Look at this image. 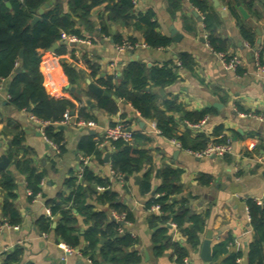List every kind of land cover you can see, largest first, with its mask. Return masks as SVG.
<instances>
[{
  "label": "crops",
  "instance_id": "obj_1",
  "mask_svg": "<svg viewBox=\"0 0 264 264\" xmlns=\"http://www.w3.org/2000/svg\"><path fill=\"white\" fill-rule=\"evenodd\" d=\"M62 1L67 11L68 0ZM208 2L214 18L210 29L205 27L203 13L191 0H180L177 9H171L170 0H135L136 11L150 10L154 13L160 31L171 38V44L167 47H150L145 42L142 26L134 25L136 19L132 20L130 25L108 20L104 5L93 9L91 26L77 23L76 26L83 35L77 36V41L69 40V35L72 34L62 33V39L58 40L60 45L67 44L69 51L74 50L77 57L90 58L98 64L99 69L96 76L92 75L90 68L84 69L73 85L87 91L96 103V106L91 108L83 97L74 91L96 116L97 126L77 127L73 118L63 124L64 150L60 153H56L44 136L38 134L36 124L30 119V110L17 109L7 103L6 83H2L0 160L7 157L10 162L6 168L0 169L10 170L15 178V205L21 212L23 221L18 229L0 230V263L4 261L5 252L21 244L25 250L23 264H95L79 249L64 258V250L54 232H45L46 235H43V231L36 224L40 217L47 215L46 201L57 198L62 191L67 193L69 188L65 186V180L77 174L82 166L86 165L95 175L110 177L112 190L118 193L119 201L126 206L127 211L117 214L111 210L109 202L100 203L91 197L87 199L96 210L106 211L111 218L115 214L125 215V218L129 215L126 218L129 222H124L123 227L135 238L132 249L141 256L140 262L136 264H179L185 259L192 264H202L201 250L208 235L211 236L214 262L227 264L229 257L237 255V264H264V223L259 226L253 224L248 204L249 199L254 200L255 197L264 195V164L259 161V157H264V72L257 71L254 57L249 56V53L257 50L264 65V0ZM238 3L249 13L248 19L242 16ZM194 10L202 20L194 14ZM241 25L255 32L254 46L243 38ZM172 28L182 34L180 41L172 39ZM209 38L213 40L212 45ZM258 38H261L260 44L257 43ZM67 41L73 44H68ZM125 41L137 42L139 45L132 49H119L118 46ZM216 46L219 48L215 49ZM217 52L238 54L243 58V63L236 70L227 69ZM182 57L191 68L183 64ZM178 61L181 62L180 65ZM132 62H140L148 68L164 63L176 65L181 77L165 88H153L158 94L155 107L163 109L164 101L173 99L184 110L206 111L198 123L183 118L182 111L170 112L177 120L176 133L183 135L189 131L192 138L204 133L209 139L217 140L221 139L220 135L226 134L232 139L233 154L227 158L197 156L183 147L179 140L159 132L157 124L156 128L153 125L156 121L144 117L124 97L111 95L118 106L116 113L99 107L97 99L104 94L96 95L90 83L103 88L105 93V87L97 82V79L113 76V82L118 84L124 81L123 72ZM17 67L20 71L23 70L22 65ZM52 76V90H55L60 82H68L61 69H54ZM216 103L219 105L215 106ZM203 119H206L204 124L195 126ZM121 121L128 122L134 132L140 133L133 139L132 144L145 149L152 158L151 163L145 164L140 171L128 178L124 174L123 181L111 176V160L115 146L112 142L101 139L106 126ZM217 128L221 129L220 135L215 133ZM87 137L99 142V154H87L79 148L81 141ZM252 142L256 143V149L246 153ZM11 150L13 157L9 158ZM107 152L111 153L108 162L105 161ZM17 159L30 160L32 166L44 172L40 195L31 197V190L27 188V174L16 165ZM167 166L182 170V190L177 198H185L192 212L206 214L205 228L200 233V243L195 247L187 241L176 223V227L169 223L167 235L186 252L181 259L175 245L169 244L160 254H157L155 249L154 235L163 228V224L153 222L157 211L152 210L149 203L158 194L162 183L161 170ZM149 168L153 170L152 188L150 192H145L141 183ZM137 176L139 179H136ZM155 186L156 194L152 195ZM2 194L0 190V195ZM52 218L54 226L58 217L53 215ZM79 220L81 232L92 224V221H85L83 217H79ZM98 264L110 263L100 261Z\"/></svg>",
  "mask_w": 264,
  "mask_h": 264
},
{
  "label": "trees",
  "instance_id": "obj_2",
  "mask_svg": "<svg viewBox=\"0 0 264 264\" xmlns=\"http://www.w3.org/2000/svg\"><path fill=\"white\" fill-rule=\"evenodd\" d=\"M8 2L10 6L7 5ZM45 2L50 4L49 7L41 18L32 24V19ZM170 3L171 9H177L180 6V0H170ZM191 3L203 13L205 27L210 29L214 18L208 0H191ZM98 5H104L106 18L110 21L130 25L131 21L136 19L134 25L142 26L145 42L150 47L160 48L171 44V38L160 31L154 13L150 10L136 11L135 0H68L67 11H65L62 0H0V86L4 79L6 93L11 96L7 100L9 105L17 109H30L31 113L41 120L51 122L45 128L46 136L59 144L61 151L64 150V131L60 125L55 123L63 119L67 110L74 111L75 116L97 120L87 105L80 106L83 100L72 91L71 86L86 68H90L92 75L96 76L99 66L86 56H82L81 63H77L78 57L74 50L69 51L65 43L54 50H50V47L62 39L63 32L82 37L76 25L79 22L91 26V14ZM232 9L237 14V11ZM241 33L252 46L255 45L254 31L241 25ZM209 39L212 45L213 40ZM218 48L215 47V49ZM21 50H23L22 56ZM182 58L183 64L189 67V63L184 57ZM19 64L22 65L23 70L16 72ZM54 69H61L68 82H60L59 86L52 90L54 82L50 77H53ZM123 76L124 81L118 84L113 82V76L106 79L100 77L97 82L102 84L107 92L124 97L144 117L155 120L163 135L179 140L187 150L199 151L207 146L209 138L204 133H199L195 138L190 136L189 131L178 135L176 133L177 120L174 115L170 114L175 110L182 111L183 118L198 123L206 111L184 110L173 99H166L163 109L155 107L158 94L153 88H165L179 79L181 74L176 65L170 66L164 63L148 68L140 62H132L125 68ZM130 84L131 87H129ZM97 101L99 107L111 113L118 111V106L112 96L103 95L98 97ZM220 130L217 128L215 133L220 135ZM139 135L140 133L135 132L134 138ZM112 144L116 150L111 160V167L117 173H124L126 178L152 161L145 149L137 148L132 142L117 140ZM79 148L87 154L100 153L99 142L93 140L92 137L84 138ZM8 157H13V150L9 152ZM15 163L21 171L27 174V188L32 191L31 197L36 196L42 190L41 182L44 172L32 166L30 160L27 159H17ZM79 174L82 176L79 177ZM181 174L182 170L179 168L171 166L163 168L161 170L162 183L158 188V194L149 203L150 205L158 203L162 209L161 213L153 216V222L163 224V228L156 231L154 235L156 253H162L169 244L175 245L180 259L186 252L184 248L172 242L170 236L167 235L169 223H176L193 247L200 243V233L204 230L206 223V214L192 212L185 198H177L182 190ZM152 177L153 170L149 168L144 173L141 183L143 191H151ZM97 185H104L106 188L99 191ZM65 186L69 188L67 193L62 191L57 198L46 201L52 214L58 217L56 225L53 226L52 216L43 215L37 220L38 228L43 232H54L58 242H65L74 249L81 250L82 254L95 264L100 261L110 264L140 262L141 256L132 249L135 238L126 230L123 233L119 231L123 222L114 217L111 218L106 211L96 210L93 204L87 202V199L91 197L100 203L109 202L111 210L117 214L127 211L126 206L119 201L118 193L112 190L110 177L97 176L90 167L83 165L77 174L65 180ZM16 187L11 171L0 169V190L3 193L0 195V227L6 222L21 225L23 221L21 212L15 205ZM248 204L253 224L262 225L264 205L252 199L248 200ZM128 216L126 215V218ZM79 217H83L85 221H92L84 232H81ZM84 243L86 245H83ZM24 251L21 244L15 245L12 250L4 253V261L0 264H23ZM236 259L237 255L229 257L227 264H237Z\"/></svg>",
  "mask_w": 264,
  "mask_h": 264
},
{
  "label": "built area",
  "instance_id": "obj_3",
  "mask_svg": "<svg viewBox=\"0 0 264 264\" xmlns=\"http://www.w3.org/2000/svg\"><path fill=\"white\" fill-rule=\"evenodd\" d=\"M69 40L70 41H77L78 38L75 35H69ZM209 46L210 43H208ZM139 44L137 42H131V41H125L122 44H120L118 46L119 49H132L137 47ZM212 48V46H211ZM218 57L220 58L223 66L227 69L230 70H236L238 67H240L243 63V58L238 55V54H227L225 52H217ZM254 62H255V67L257 69L258 72L263 73L264 72V65L262 64L261 60H260V54L258 53V51L256 50L254 52ZM77 63H81V57L78 56V61ZM178 64L180 65L181 62L178 61ZM5 82V80H2V83ZM2 83L0 86V90L2 89ZM10 94L6 93L5 94V99L9 100L10 99ZM86 105L85 102L80 103V106H84ZM78 116H75L74 114H72L69 110H67L64 115H63V119L59 122H56L55 124H66L68 122H70L72 120V118L74 119V123L77 125V127H95L97 126V122L93 119H85L83 117H78V119H76ZM259 118L262 119V116H260ZM30 119L36 124L38 130L41 132V134L44 136L45 140L49 143V145H51V147L55 150L56 153H60L61 152V148L59 146V144H57L56 142L50 140L45 133V128L47 125L51 124L50 121H46V120H41L40 118H38L36 115L34 114H30ZM206 121V119H203L199 124L195 125V126H200L201 124H204V122ZM154 127L156 128V123L154 122ZM159 130V129H158ZM159 132H161L159 130ZM134 130L132 129V127L130 126V124L128 122L125 121H121L118 122L116 124L113 125H109L106 126L103 129L102 135H101V139L106 140V141H117V140H122L125 142H129L131 143L134 139ZM219 138H222V140H217L215 138H210L208 140V144L207 146L199 151H191L194 154H196L197 156H218L221 158H227L229 156H231L233 154V142L232 139L229 136H226L224 134L220 135ZM178 145H180V143H177ZM257 145L256 143L252 142L249 145V148L247 149L246 153L248 152H253L256 149ZM259 161L261 163L264 164V157H259ZM82 175L79 174V177H81ZM111 176L112 178H117L120 181H123V177H124V173H117L115 172L112 167H111ZM106 188V186L104 185H97V189L99 191H103ZM29 193H32L31 191H29ZM38 195H40V193H38ZM254 200L256 201V203L264 205V195L262 197H255ZM152 210L157 211V213H161L162 209H161V205L160 204H154L152 205ZM46 214L48 216H53L52 211L50 209L49 206H47L46 208ZM114 218L118 221H122L124 222H129L126 221L125 215H114ZM170 224L172 226L176 227V224L174 222H170ZM20 225H12L9 223H4L1 227L0 230L3 228H7V229H18ZM119 231L121 233H123L125 231L124 227L121 226L119 228ZM43 235H46L45 232H43ZM61 247L64 250V258L67 255H71L72 253L75 252V249L73 246L65 243V242H59ZM179 264H192L188 259L183 260L181 263Z\"/></svg>",
  "mask_w": 264,
  "mask_h": 264
},
{
  "label": "water",
  "instance_id": "obj_4",
  "mask_svg": "<svg viewBox=\"0 0 264 264\" xmlns=\"http://www.w3.org/2000/svg\"><path fill=\"white\" fill-rule=\"evenodd\" d=\"M216 4H217V1H216ZM8 6H10V3L8 2L7 3ZM49 3L48 2H45L38 10V15H36L33 20H32V23H36L42 16V14L45 12V10L49 7ZM238 7H239V10L242 14V16L246 19L249 18V13L247 12V10L240 4L238 3ZM194 14L196 16H198V18L200 20H202V17L199 16V13L194 10ZM171 33H172V39L174 41H180L181 38H182V34L179 33L176 29L172 28L171 29ZM258 33L260 34V30H258ZM61 42H55L51 47H50V50H54L56 49L59 45H60ZM66 43H70V42H66ZM258 44L261 43V38H258V41H257ZM70 44H73V43H70ZM256 49V48H255ZM254 49V50H255ZM21 56L23 55V50H21ZM249 56L251 58L254 57V51L249 53ZM16 71L19 72L20 71V68L17 67L16 68ZM90 87L92 89V91L98 95V96H101V95H106V96H111L112 94L109 93V92H105L104 93V90L103 88L99 87L98 85L94 84V83H90ZM72 91H76L78 94H80L83 99L85 100L86 104L88 106H90L91 108H94L96 106V103L93 102V100L90 98L89 94L87 93V91H83V90H80L78 88H76L75 86H72L71 87ZM161 92L163 93V90H161ZM219 104H215V106H218ZM30 110V109H29ZM72 114H74V111H71ZM63 125H60V128L63 129ZM39 135H41V132L39 131L38 132ZM110 155L111 153L110 152H107L106 155H105V161H109L110 159ZM10 160L7 158V157H3L2 160H0V168H6L9 164ZM158 175V174H157ZM136 179H139V176L136 177ZM156 190H157V186H155V189L152 191V195H155L156 194ZM56 225V223L54 224V226ZM201 257L203 259V263L202 264H219L218 262H214V259H213V254H212V248H211V236L208 235L206 236V239L204 240L203 242V246H202V250H201Z\"/></svg>",
  "mask_w": 264,
  "mask_h": 264
}]
</instances>
